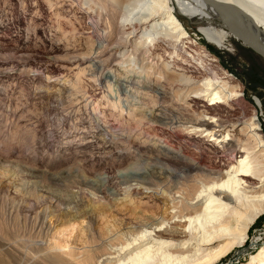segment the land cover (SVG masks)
Wrapping results in <instances>:
<instances>
[{
    "label": "bare ground",
    "instance_id": "6f19581e",
    "mask_svg": "<svg viewBox=\"0 0 264 264\" xmlns=\"http://www.w3.org/2000/svg\"><path fill=\"white\" fill-rule=\"evenodd\" d=\"M96 1L107 16L104 19L106 31L99 39L103 50L98 51L99 55L76 58L74 62L79 68L88 61L101 66L102 73L113 79L106 85L105 90L109 93L114 82L115 88L121 83L127 91L137 94L143 92L139 88L155 87L156 96L152 98L150 92H143L152 98V105L122 103L124 99L120 96L118 101H107L109 110L115 108L119 119L126 122L120 128L111 126L106 120L100 124L102 138L99 144L109 149L117 146L110 161L101 162L98 158L97 161L94 156L91 168L81 161L73 167L74 171L64 168V162H60L55 167L61 171H53L48 178L54 186L76 189L82 198L88 197L90 192L95 197L92 201H100L104 209L108 200L118 198L122 193L134 204L125 205L128 213L121 215L120 223L114 225L115 230L110 227L96 235L90 219L82 228L84 234L72 247L59 254L49 252L39 264L218 263L233 250L245 246L251 228L264 214L263 127L257 110L248 118H226L224 113L237 109L233 107L234 102L243 94L229 80L227 73L218 72L219 66L215 64L219 59L206 49L195 51L206 57L195 71L178 72L179 66L172 67L161 56L160 62L150 58L160 42L175 48L186 39L192 40L196 22L204 24L199 31L218 47H225L230 34L239 38L228 17L206 0ZM222 1L244 10L249 28L264 42V0ZM214 19L220 20L227 30L214 27L211 24ZM121 52L128 55L125 60L130 62L124 75L120 68L125 60L112 61ZM100 56L106 58L95 59ZM107 60L110 67L106 66ZM92 65H85L80 72L94 68ZM189 71H199L206 76L196 79L188 74ZM184 89L194 98L207 100V113L195 110L187 102L157 104L169 91L182 94ZM105 97L112 96L105 94ZM143 123H148L156 133H146ZM158 128L163 136L158 133ZM165 134L176 136L189 146L195 145L192 140L206 141L211 154L198 149L193 152L182 149L167 141L169 136ZM77 144L82 145L76 149L86 142L80 139ZM125 158L127 163H124ZM118 162L120 165H116ZM88 171L96 172L98 178H92ZM161 171L166 173V180L160 179ZM136 185L148 191L152 189L150 197ZM144 198L151 199L146 204L156 199L163 203L165 215L152 222L140 216V212L150 210L138 206ZM52 199L58 205L69 203L68 198L58 195ZM150 211L154 212L156 208ZM174 224L182 229H176ZM46 228L47 223H40V229ZM247 264H264V247Z\"/></svg>",
    "mask_w": 264,
    "mask_h": 264
},
{
    "label": "rangeland",
    "instance_id": "374dc122",
    "mask_svg": "<svg viewBox=\"0 0 264 264\" xmlns=\"http://www.w3.org/2000/svg\"><path fill=\"white\" fill-rule=\"evenodd\" d=\"M98 6L100 4L96 0H0V264H39L47 254L62 253L84 234L82 228L90 219L96 235L110 227L115 230L114 225L120 223L121 215L128 213L126 206L134 204L122 193L118 198L108 200L109 204L104 209L100 201H92L95 197L90 192L88 197L82 198L76 189H67V192L64 187L54 186L48 178L53 171H61L55 167L60 162H64V168L74 171L73 167L81 161L85 167L91 168L94 156L101 162L110 161L117 146L109 149L99 144L102 138L100 124L106 120L111 126L120 128L126 122L119 119L115 108L109 110L107 101H118L120 96L124 99L122 103L130 101L152 105V96H156L155 87L139 88L150 92L151 98L143 92L127 91L121 83L115 88L114 82V91L109 93L105 90L106 85L113 79L106 77L101 66L94 65L92 61L80 68L92 64L94 68L80 72L78 63L74 62L76 58L95 56L103 50L99 39L106 31L104 19L107 16ZM211 24L225 29L220 20L214 19ZM203 25L196 22L192 40L186 39L175 48L160 42L150 60L157 62L161 56L172 67L179 66L178 72L195 71L203 59L206 60L195 51L206 49L219 59L215 64L219 66L218 72L227 73L229 80L243 94L234 102L233 107L238 108L224 113L226 118H248L257 110L264 131V56L232 34L225 47L208 42L199 31ZM127 56L121 52L112 61L125 60ZM100 57L95 59L106 58ZM106 63L110 67L108 60ZM128 64L127 60L121 64L123 75ZM188 74L196 79L206 76L199 71H189ZM169 92L157 104L187 102L195 110L207 113V100L194 98L186 89L182 94ZM105 94H110L115 100L106 98ZM143 129L149 134L156 133L148 123ZM157 131L161 136L162 130L158 128ZM80 139H84L86 145L76 149L82 145L77 144ZM166 139L182 149L192 152L198 149L211 154L206 141L192 140L195 145L189 146L173 135ZM127 161L125 158L124 163ZM87 173L98 178L94 171ZM158 175L161 180L167 178L163 171ZM137 189L145 190L148 197L152 194V189L150 192L140 186ZM54 195L68 198L69 203L58 205L52 199ZM148 200L151 199L144 198L145 203L138 206L150 210L156 208V211H143L140 216L152 222L165 215L163 203L156 199L146 204ZM135 201L139 203L138 199ZM42 222L47 223L49 231L48 228L40 229ZM174 226L182 229L178 224ZM263 247L264 214L251 228L244 247L233 250L213 264H247Z\"/></svg>",
    "mask_w": 264,
    "mask_h": 264
},
{
    "label": "water",
    "instance_id": "95a60500",
    "mask_svg": "<svg viewBox=\"0 0 264 264\" xmlns=\"http://www.w3.org/2000/svg\"><path fill=\"white\" fill-rule=\"evenodd\" d=\"M206 1H208L214 9L222 12L228 17L232 23L235 34L242 42L258 54L264 56V42L258 39L249 28L243 16L244 10L237 6H231L222 0Z\"/></svg>",
    "mask_w": 264,
    "mask_h": 264
}]
</instances>
